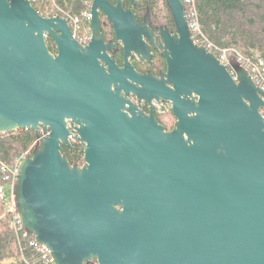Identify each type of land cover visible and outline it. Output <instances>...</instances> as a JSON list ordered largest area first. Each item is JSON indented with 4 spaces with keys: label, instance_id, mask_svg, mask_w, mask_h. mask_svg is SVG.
<instances>
[{
    "label": "water",
    "instance_id": "1",
    "mask_svg": "<svg viewBox=\"0 0 264 264\" xmlns=\"http://www.w3.org/2000/svg\"><path fill=\"white\" fill-rule=\"evenodd\" d=\"M165 1L179 37L164 45L167 79L155 80L127 62L107 72L105 53L80 47L66 18L0 0V134L36 135L13 196L53 264H264V89L192 42L185 0ZM134 3L92 0L93 34L101 7L127 53L131 34H150ZM121 89L170 101L173 130ZM71 137L81 164L64 153Z\"/></svg>",
    "mask_w": 264,
    "mask_h": 264
},
{
    "label": "trees",
    "instance_id": "2",
    "mask_svg": "<svg viewBox=\"0 0 264 264\" xmlns=\"http://www.w3.org/2000/svg\"><path fill=\"white\" fill-rule=\"evenodd\" d=\"M42 15L68 13L79 15L89 8L87 0H31ZM155 5L157 0H151ZM199 32L220 49L232 48L243 58L261 59L264 65V0H194ZM190 6L187 4V11ZM32 129H17L0 134V184L2 164H10L23 154H30L36 145ZM71 164H81L80 143L72 149L64 146ZM10 209L0 199V264H41L38 252L29 245L30 235L22 236L10 223ZM92 264V263H89Z\"/></svg>",
    "mask_w": 264,
    "mask_h": 264
},
{
    "label": "flooded vegetation",
    "instance_id": "3",
    "mask_svg": "<svg viewBox=\"0 0 264 264\" xmlns=\"http://www.w3.org/2000/svg\"><path fill=\"white\" fill-rule=\"evenodd\" d=\"M107 1L115 5L118 0ZM157 1L158 4L155 5L151 2V0H135V3L132 5L131 9L135 18L139 23H146L150 34H131V39L127 42V53L126 42L119 36V34H116L113 28V23L108 19L106 13L101 7H97V23L101 34H93L89 21L87 24L86 22L83 24L81 32L73 33L71 36L80 47L84 48L91 44L94 52L98 51L100 53H105L107 60L100 57H97V60L107 72L109 71L108 69L110 68V63L119 69L123 68L125 66V62H127L133 70L138 73L149 74L155 80H166L167 77L165 74L168 70V63L165 55L163 54L164 45L166 40L174 41L175 39L173 37H179V34H176L173 17L166 1ZM121 3L124 8H127L130 4V0H121ZM187 12L186 7V14ZM147 13L149 17L146 18ZM47 16L55 15L47 14ZM67 21L68 25L72 29L70 20ZM190 38L194 44L199 45L195 41L193 34H191ZM140 41L144 51L140 47ZM45 42L52 53H58L57 44L50 34L45 33ZM130 82L133 83V81ZM165 84L173 87L170 81H165ZM111 88L114 89V84L111 85ZM121 92L144 114L150 115L151 110L157 122L163 126L165 132L173 130L176 118L173 114L172 104L170 101L153 98L150 102H148L146 100H139L133 91L126 93L124 89H121ZM126 106H128L127 103ZM128 114L130 115V113ZM69 127L73 130L75 125L69 122ZM183 136L186 137L184 133ZM37 143L38 141H36V144ZM77 143L78 141L72 139V146L69 147L67 145H63V148L66 146L69 149H72L73 145Z\"/></svg>",
    "mask_w": 264,
    "mask_h": 264
},
{
    "label": "built area",
    "instance_id": "4",
    "mask_svg": "<svg viewBox=\"0 0 264 264\" xmlns=\"http://www.w3.org/2000/svg\"><path fill=\"white\" fill-rule=\"evenodd\" d=\"M91 1L92 0H87L89 5L91 4ZM185 2L190 6L189 11L187 12L188 25L192 33H197L200 30H199V25L195 18L196 11L194 8V0H185ZM60 15L66 18L67 20H70L73 33L81 32L83 29V24L85 22L87 24L91 18L89 8L83 9L79 15H75V16L70 15L68 13H63ZM195 35H198L195 38V41L200 45H204L207 49L213 52L219 58V60L224 65H226V67L230 70V72H232V74H234L233 65L237 63L248 70L249 74L251 75L253 81L257 86L264 89V65L261 59L257 61H251L249 59L243 58L240 54H238L236 51L233 50L232 51L235 54V58L230 59L229 57H227L226 54V51L229 50L220 49L219 47L215 46L203 34H195ZM72 139H74V137H71V140ZM25 155L27 154L25 153L21 155L19 158H17L15 161H13L10 164H2L3 176H2V183L0 184V199L11 211L10 223L13 226L14 230L18 233H21L22 236L30 235L29 245L32 246L38 252L39 257L41 259V264H53L49 249L45 245H42L39 242H37L34 235L28 233L23 228L19 219V215L15 208L13 187L18 174L19 163Z\"/></svg>",
    "mask_w": 264,
    "mask_h": 264
},
{
    "label": "rangeland",
    "instance_id": "5",
    "mask_svg": "<svg viewBox=\"0 0 264 264\" xmlns=\"http://www.w3.org/2000/svg\"><path fill=\"white\" fill-rule=\"evenodd\" d=\"M229 49H230L229 51H226L227 57H229L230 59L235 58V54H234V52L231 50L232 48H229ZM74 140L77 141L76 138H74ZM78 143H79V142H78Z\"/></svg>",
    "mask_w": 264,
    "mask_h": 264
}]
</instances>
